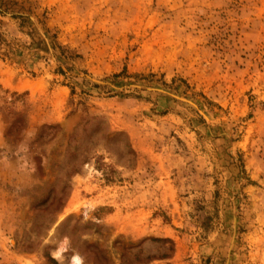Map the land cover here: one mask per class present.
Returning a JSON list of instances; mask_svg holds the SVG:
<instances>
[{
	"label": "rangeland",
	"instance_id": "obj_1",
	"mask_svg": "<svg viewBox=\"0 0 264 264\" xmlns=\"http://www.w3.org/2000/svg\"><path fill=\"white\" fill-rule=\"evenodd\" d=\"M0 264H264V0H0Z\"/></svg>",
	"mask_w": 264,
	"mask_h": 264
}]
</instances>
